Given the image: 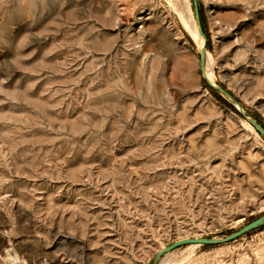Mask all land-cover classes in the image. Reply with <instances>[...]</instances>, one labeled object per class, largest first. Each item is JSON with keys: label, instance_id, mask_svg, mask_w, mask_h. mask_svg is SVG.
Returning a JSON list of instances; mask_svg holds the SVG:
<instances>
[{"label": "rangeland", "instance_id": "374dc122", "mask_svg": "<svg viewBox=\"0 0 264 264\" xmlns=\"http://www.w3.org/2000/svg\"><path fill=\"white\" fill-rule=\"evenodd\" d=\"M198 9L208 40L192 0H0V264H153L264 214V0ZM157 264H264V226Z\"/></svg>", "mask_w": 264, "mask_h": 264}, {"label": "water", "instance_id": "95a60500", "mask_svg": "<svg viewBox=\"0 0 264 264\" xmlns=\"http://www.w3.org/2000/svg\"><path fill=\"white\" fill-rule=\"evenodd\" d=\"M192 5H193L194 13H195L196 23L198 26V32L201 36H204L203 30H202L201 24H200L198 0H192ZM203 67H204V54L202 52L201 61H200V71H203ZM207 85L210 88H212L213 90H219L222 94H225L226 96H228L230 98V95L228 93H226L223 89L216 87L215 85L211 84L210 82H207ZM236 106L239 108V109L238 108L237 109L240 112V114L244 118H246L250 122V124L256 128L258 133L264 138V130L261 127V125L256 120L250 119L249 117H247L245 115V113L243 112L242 108H240L237 104H236ZM263 226H264V214L261 215L260 217L256 218V219H254L253 221L249 222L248 224H246L245 226H243L239 230H237V231H235L229 235H226L224 237H221V238H190V239L178 240V241L170 244L169 246H167L163 250H161L156 255V257L154 258L153 264H157L158 261L161 259V257H163L165 254L170 253L176 249H179V248H182L185 246H189V245L218 246V245H222V244H227V243L233 242V241L239 239L240 237L246 235L247 233L254 231L256 229H259Z\"/></svg>", "mask_w": 264, "mask_h": 264}, {"label": "trees", "instance_id": "16d2710c", "mask_svg": "<svg viewBox=\"0 0 264 264\" xmlns=\"http://www.w3.org/2000/svg\"><path fill=\"white\" fill-rule=\"evenodd\" d=\"M199 16H200V24H201V28L203 30V35L205 36V38L208 40V37L206 35V33L204 32V29H203V25H204V18L202 16V14L199 13ZM208 88V90L213 94L215 95V92L212 88H210L208 85L206 86ZM225 105H227L225 102H224ZM228 106V105H227Z\"/></svg>", "mask_w": 264, "mask_h": 264}, {"label": "bare ground", "instance_id": "6f19581e", "mask_svg": "<svg viewBox=\"0 0 264 264\" xmlns=\"http://www.w3.org/2000/svg\"><path fill=\"white\" fill-rule=\"evenodd\" d=\"M194 36H197V31L194 29ZM208 68V67H207ZM208 70V69H207Z\"/></svg>", "mask_w": 264, "mask_h": 264}]
</instances>
